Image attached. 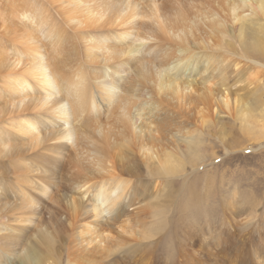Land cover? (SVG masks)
Instances as JSON below:
<instances>
[{"label":"rangeland","instance_id":"obj_1","mask_svg":"<svg viewBox=\"0 0 264 264\" xmlns=\"http://www.w3.org/2000/svg\"><path fill=\"white\" fill-rule=\"evenodd\" d=\"M21 1L0 0V15H2L0 16V44L5 46V49L0 48V54H8L9 57L14 50L13 48L9 51L8 40H3L7 38L3 35L4 27L1 25L7 23L11 36H18L28 29H36V21V23L43 21L45 26L48 25L49 28H46V31L51 28L70 26L67 27L69 35L66 40L70 41V46L66 45V41L61 38L60 43H63L57 48L58 51L47 46H42L40 51L47 55L48 64L58 69L59 74L69 77L70 83H76L79 72L85 68L86 64L82 55L85 53L83 44L73 35L82 28L77 20L78 22L86 20L84 14L91 16L92 3H82L76 8V10H83L81 18L77 19L78 15L73 14L67 7L69 1L74 0H51L50 5L46 7L48 8L46 12H41L40 15L35 14V17H40L42 21L36 19L33 23L29 18L21 24L15 22L17 25L15 23L13 25L9 21L10 8L15 4H24V0ZM28 1L34 7L31 9L28 7L31 12L39 10L36 0H25V2ZM103 1L109 4L108 12L113 15H123L128 3H130L129 12L135 14L139 20L143 18L145 22H149L154 12L164 15L168 21L163 27L162 39L168 45L173 41L168 39L169 34H166L165 30L177 27L173 25V15L184 13L183 16L188 20H193L195 12L205 9L209 1L221 0ZM92 2L95 6L100 4L99 0H92ZM203 4H205L204 7ZM51 12L54 14L51 15ZM151 28L149 25V30L144 29L143 33L148 34ZM52 29V34L58 33ZM40 35L38 33L40 40L47 42ZM261 39L264 44V33ZM263 44L262 49L249 44L245 56L248 62L244 59L238 60L230 53L223 54V60L230 67L226 73L228 78L231 77V82L237 77L246 79V83L244 81V84L231 89L229 98L238 99L239 104L246 105L244 114L248 116L250 126L245 124L238 115L237 104H230L229 109L218 107L214 109V113L204 108V111L192 109L184 113L175 100L173 102L167 100L164 104L162 103L161 113L158 111L156 115L159 122L151 119L165 139L171 135L180 137V134L186 132L194 133L193 142L200 150L198 155L200 157L198 160L191 159V162L188 161V155L176 157L182 159L184 165L182 170L174 174L169 175L171 172L168 175L163 174L160 164H155L151 168L147 166L148 159L143 157L139 148L142 146L149 148V140H143L144 143L141 140L138 143L124 138L126 136L121 126L116 123V119L114 121L116 115L112 117V114L104 113V115L85 117L81 114L73 118L68 126L75 128L77 151L61 161L53 162L51 158H48L47 164L42 160L43 163L38 165L39 169H43L47 175L52 176L49 178L48 194L44 196L46 198L40 197L39 206H37L39 210L36 208V218L33 222H36L38 227L32 224L29 227L30 230L23 233L27 239L23 240V243L31 244L26 248L33 247L42 253H52L54 256L49 259H52L54 263L50 260L47 264H264V136L259 133L264 124V117L260 116L262 112L258 114L264 107ZM165 48L172 54L178 49L177 46ZM160 52L162 51L158 47L150 50L148 47L143 51L141 61L135 64L136 69L129 76L132 79L131 82L127 78L122 89V97H119L123 105L136 103L142 88L146 90L149 89V85H152L151 81H154V78L149 77V74L158 65ZM233 62H240L239 75L236 71L232 72ZM106 63L108 62L103 60L101 65ZM249 85L250 87H246ZM211 89L212 96L215 99L219 97L217 89L213 87ZM64 90L61 88L59 93L66 98L69 94ZM0 98V102L5 99L1 94ZM13 100H16L15 95L11 97V101ZM158 100L160 95L156 97L157 105L160 103ZM11 101L3 110L6 112L8 107L6 112V114L9 112L8 118H15L12 116L15 107ZM255 101L258 104L254 103ZM23 102L25 106L31 105L28 98ZM10 104L12 106L9 110ZM121 104H119L120 107ZM32 107H28L27 110L35 113L36 111L31 110ZM249 108L252 109L249 110ZM171 112H173L172 115ZM178 117L181 121L177 119ZM200 118L203 119V123L199 126L196 119L200 120ZM111 119H113L112 122ZM145 120V122L149 121V116ZM118 131L120 134L117 138ZM9 138L18 145L16 150H19L20 146L25 145L28 140L26 135L16 133L9 135ZM0 139L5 137L1 136ZM170 143L163 141L159 144L165 146ZM185 146L187 148L188 144ZM6 148L10 150L9 147ZM2 155L4 154H0V164L7 160L1 157ZM102 158L114 164L113 177L124 186L120 184L121 186L117 188L119 201L116 200V196L114 199L113 195L111 196L112 200H116V206L112 208V212L107 208L105 200H102L99 204L100 214L96 215L92 212V198L95 195L92 187L106 180V177L98 171V163ZM172 158L175 159V157ZM4 171L5 169L0 168V178L5 177V180H0L5 182L12 176H7ZM17 176L20 181L21 177ZM80 183L90 184L91 194L88 197L83 198L77 190V185ZM7 195H10L8 190L0 194V215L5 219L16 209L15 199H7ZM117 211L122 213L121 220L114 222L112 215ZM43 231L48 235L50 239L48 246L52 249H46V245H43L44 247L37 245L41 243ZM15 243H6L4 247L7 248L4 251H16L13 247ZM12 256L14 255H3L5 264H12L15 261Z\"/></svg>","mask_w":264,"mask_h":264},{"label":"bare ground","instance_id":"obj_2","mask_svg":"<svg viewBox=\"0 0 264 264\" xmlns=\"http://www.w3.org/2000/svg\"><path fill=\"white\" fill-rule=\"evenodd\" d=\"M14 1L22 2L21 0ZM99 1V6H95L92 0H74L73 2L69 1V5H67L73 14L78 15L77 19H80L83 10H76V8L82 3H92L91 16L84 14L86 20L80 22L77 20L82 28L73 35L83 44L85 53L81 54L84 56L83 61L86 64L85 68L79 72L76 83H70L69 77H63L59 74L58 69L48 64L47 55L40 51L42 46L52 47L58 51L57 48L63 43H60L61 38L66 41L69 35L67 27L70 26L51 28L58 32L52 34L51 29L46 31L49 26H45L39 16V18L35 17V14L39 13L40 15L41 12L47 11L48 8L46 9V7L50 5L51 0H36L35 3L39 10H33L34 12L29 10V8H34L29 1L25 2L24 0V4L19 3L13 6L11 4L10 23L13 25L21 24L29 18L30 22L34 23L36 19H39L42 23H36V21V29H28L18 36H11V32H8L9 29L6 26L7 23L1 25L4 27L3 35L7 38L3 40H8L9 51L13 48L14 50L12 55L10 54L11 57H8V54H0V94L5 97L4 100H1L4 106L0 102V108L2 107L0 109V137H5V139H0V154L3 153L4 155L1 157L7 159L3 164H0V168L5 169L4 174L12 176L10 180L6 179L5 182L0 180V194L6 190L10 191L7 199H15L16 209L7 215L6 219L0 215V264H5L3 255L10 254L14 255L12 259H15L12 264H47L50 260L52 262V259H49L54 256L52 253H42L33 247L26 248L30 243H23V240H27L23 233L28 229L30 230L29 227L32 224L34 227H38V224L33 222L36 218V208L38 209L40 197L46 196L50 188L49 178L52 175H47L46 171L38 168V165L44 161L47 164L48 158H51L53 162L61 161V159L68 158L77 151L75 128L68 126L69 122L76 116L83 114L85 117H90L96 114L104 115V113L106 115L112 114V117L116 115L114 121L116 119V123L121 126L126 136L124 138L135 140L138 143L141 140H149V148L142 146L139 150L143 157L148 159L147 166L149 168L155 164H160L162 173L165 175H168L169 172L171 175L183 169V160L176 157L183 156V154L188 155L189 162L191 159L198 160L200 157H198L200 150L193 142V132L180 134V137L171 135L165 139L163 133L159 132L157 126L153 125L151 119H156L158 111L160 112L162 109V103L164 104L167 100L172 102L175 100L184 113L192 109L203 111L208 109L207 111L210 112L211 110L214 113V109L216 110L218 107L229 109L230 104H237L239 106L238 115L245 124L250 126L249 118L244 114L246 105L239 104L238 99L229 98L231 89L242 85L246 79L237 77L231 82V77L228 78L226 73L230 67L223 60V54L230 53L236 56L238 60L244 59L248 62L245 56L250 43L255 48L262 49L264 0L209 1L205 9L195 12L193 20H188L187 17L183 16L184 13H176L173 15V25L177 27L165 30L166 34H169L168 39L173 41L172 44L168 45L162 39L163 27L168 21L164 15L154 12L150 17L151 20L145 22L143 18L139 20L135 14L129 12L130 3L127 4L123 15L119 16L108 12L109 4H105L106 2L103 0ZM108 3L112 4L111 2ZM213 3L217 5H213ZM52 14L54 13L51 12ZM0 16L2 17V15ZM149 25L152 27L151 31L148 34L143 33L144 29L149 30ZM38 33L47 42L41 41ZM66 45L70 46V41H66ZM176 46L178 49L173 54L168 53L165 48ZM148 47L149 50L158 47L162 51L158 65L149 74V77L152 76L154 81H151L152 85H149V89L144 90L142 88L136 103L123 105L124 103L120 101L119 97H122L124 84L128 79L131 82L132 79L129 76L136 69L135 64L141 61L143 51ZM0 48L5 49V46L0 44ZM6 58L8 59L6 60ZM103 60L108 63L101 65ZM239 64L240 62H233L231 65L232 72L236 71L237 75H239ZM8 68L9 70H7ZM17 68L19 69L16 70ZM250 85L246 87H250ZM211 87L218 91L219 97L216 99L212 96ZM61 88L68 92L69 95L66 98L60 96ZM13 95H15L16 100L11 101ZM159 95L160 100L158 101L160 103L157 105L156 97ZM26 98L29 99V102L31 101V105H24L23 101ZM10 101L15 107L14 113H12L15 118H8L9 112L6 114L8 107L6 112L3 110ZM11 106L10 104L9 110ZM30 106H33L31 110L36 111L35 113L27 110ZM261 112L260 116L264 117V107L258 114ZM25 114L27 115L25 116ZM12 116L10 115V117ZM148 116L149 121L145 122L147 120L145 118ZM177 119L179 120V117ZM196 121L199 126L203 123L202 118L196 119ZM181 125L183 126V124ZM163 126L161 127L163 128ZM259 131L264 136V124ZM12 133L28 137L26 144L21 145L19 150H16L18 145L10 140L11 137L9 138ZM116 134L118 138L119 131ZM195 136L197 137V135ZM163 141L171 143L162 146L159 143ZM186 144H188L187 148ZM22 146L23 149H21ZM6 147H9L10 150H6ZM104 158L108 159L107 157ZM105 159H100L98 171L106 177V180L92 187L95 195L91 205L93 207L92 212L96 215L100 214L99 204L102 200H105L107 208L112 212V208L116 206V200L119 201L117 188L121 186L120 184L123 185V183H119L117 178L113 177L114 164ZM149 160L151 161L150 165ZM52 166H55L54 163ZM18 172H23V175ZM16 173L21 177L20 181H18ZM4 178L3 176L0 179L5 180ZM82 183L77 185V190L85 198L91 194L90 184ZM112 195L113 199L116 196V200L111 199ZM75 204L74 201V206H76ZM74 206L73 209H75ZM121 214V211H117L112 215V220L119 222ZM41 235V239H38L42 244L37 243V245L39 247L46 245V249H52L51 246H48L50 239L46 232L43 231ZM8 242H17L13 246L16 251H4L7 248L4 245Z\"/></svg>","mask_w":264,"mask_h":264}]
</instances>
